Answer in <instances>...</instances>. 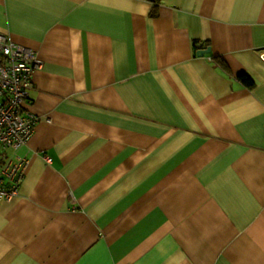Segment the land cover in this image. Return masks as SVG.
Masks as SVG:
<instances>
[{
  "label": "crops",
  "instance_id": "0c3cea01",
  "mask_svg": "<svg viewBox=\"0 0 264 264\" xmlns=\"http://www.w3.org/2000/svg\"><path fill=\"white\" fill-rule=\"evenodd\" d=\"M0 33L41 61L0 264H264V0H0Z\"/></svg>",
  "mask_w": 264,
  "mask_h": 264
},
{
  "label": "built area",
  "instance_id": "2783aa9c",
  "mask_svg": "<svg viewBox=\"0 0 264 264\" xmlns=\"http://www.w3.org/2000/svg\"><path fill=\"white\" fill-rule=\"evenodd\" d=\"M41 67L38 53L0 33V201L19 194L32 154L27 148L41 118L30 111L34 74Z\"/></svg>",
  "mask_w": 264,
  "mask_h": 264
},
{
  "label": "trees",
  "instance_id": "16d2710c",
  "mask_svg": "<svg viewBox=\"0 0 264 264\" xmlns=\"http://www.w3.org/2000/svg\"><path fill=\"white\" fill-rule=\"evenodd\" d=\"M239 80L244 83V85H246L249 89L253 88L256 85L255 80L247 73L240 74Z\"/></svg>",
  "mask_w": 264,
  "mask_h": 264
},
{
  "label": "water",
  "instance_id": "95a60500",
  "mask_svg": "<svg viewBox=\"0 0 264 264\" xmlns=\"http://www.w3.org/2000/svg\"><path fill=\"white\" fill-rule=\"evenodd\" d=\"M206 51H209V50H205L203 53H205ZM198 54H200V52H198Z\"/></svg>",
  "mask_w": 264,
  "mask_h": 264
}]
</instances>
